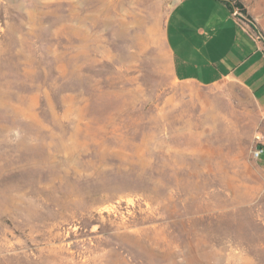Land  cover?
Instances as JSON below:
<instances>
[{
	"label": "rangeland",
	"instance_id": "rangeland-1",
	"mask_svg": "<svg viewBox=\"0 0 264 264\" xmlns=\"http://www.w3.org/2000/svg\"><path fill=\"white\" fill-rule=\"evenodd\" d=\"M177 1L0 0V264H264V118L172 80Z\"/></svg>",
	"mask_w": 264,
	"mask_h": 264
},
{
	"label": "crops",
	"instance_id": "crops-1",
	"mask_svg": "<svg viewBox=\"0 0 264 264\" xmlns=\"http://www.w3.org/2000/svg\"><path fill=\"white\" fill-rule=\"evenodd\" d=\"M234 9L223 0L177 1L164 30L170 74L178 84L238 83L264 118V48L238 24ZM256 148L262 149L255 159L264 171V126Z\"/></svg>",
	"mask_w": 264,
	"mask_h": 264
},
{
	"label": "built area",
	"instance_id": "built-area-1",
	"mask_svg": "<svg viewBox=\"0 0 264 264\" xmlns=\"http://www.w3.org/2000/svg\"><path fill=\"white\" fill-rule=\"evenodd\" d=\"M234 15H235V14H234ZM238 24H239V25H240L245 31H247V32L249 33L250 37H251L255 42H257L259 46H262V44H261V39H260V36H259V35L254 34V33H252V32H249L248 29H247V27L244 26L243 24H241L240 22H238ZM257 139H258V138H257ZM261 152H262V149H258V148L255 147V150H254V156H255V157H258V156L260 155Z\"/></svg>",
	"mask_w": 264,
	"mask_h": 264
},
{
	"label": "trees",
	"instance_id": "trees-1",
	"mask_svg": "<svg viewBox=\"0 0 264 264\" xmlns=\"http://www.w3.org/2000/svg\"><path fill=\"white\" fill-rule=\"evenodd\" d=\"M223 1L231 8H240L241 9L240 3L235 1V0H223Z\"/></svg>",
	"mask_w": 264,
	"mask_h": 264
},
{
	"label": "water",
	"instance_id": "water-1",
	"mask_svg": "<svg viewBox=\"0 0 264 264\" xmlns=\"http://www.w3.org/2000/svg\"><path fill=\"white\" fill-rule=\"evenodd\" d=\"M234 14L237 15V16H239L240 18H242V19L245 20L246 22H248V23L254 25V23L252 22V20H251L250 18L246 17V16H245L244 14H242V13H239V12L237 11L236 8L234 9Z\"/></svg>",
	"mask_w": 264,
	"mask_h": 264
}]
</instances>
